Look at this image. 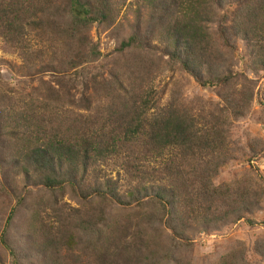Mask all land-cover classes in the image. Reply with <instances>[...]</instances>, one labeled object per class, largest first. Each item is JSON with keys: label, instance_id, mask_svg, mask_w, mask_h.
<instances>
[{"label": "trees", "instance_id": "trees-1", "mask_svg": "<svg viewBox=\"0 0 264 264\" xmlns=\"http://www.w3.org/2000/svg\"><path fill=\"white\" fill-rule=\"evenodd\" d=\"M142 1L145 9H152L153 17L168 21L156 32L160 47L150 44L147 47L168 57L199 86L222 89L238 80L239 75L231 66L236 54L232 38L241 39L255 56L251 69L256 74L264 73V0ZM226 1L231 5L235 3L231 25L226 24V17L222 15L217 29L210 34L207 13L212 14L215 6L220 9ZM66 2V8L56 7L50 12L49 27L66 55H70L69 65L61 60L58 70L68 66L75 71L82 64L99 59L100 53L90 43L87 32L93 24L106 22L111 10L105 0H97L92 6L83 0ZM17 25L20 42L27 28L31 29L35 22L22 24L19 17L14 26ZM145 48V38L134 32L120 42L118 51L139 52ZM149 83L142 75L139 79L130 78L125 85L115 78L101 85L93 78L89 88L98 93L97 98L82 99V107L90 113L92 105H96L94 116L59 117L61 108L56 104L61 105L66 98L50 89L44 90L42 102L35 108L30 102L26 109L16 111L1 106L0 100V135L2 131L8 132L19 147L16 154H11L16 174L23 180L32 179L51 194L69 191L83 202L95 201L99 209L114 206L126 211L133 206L137 228L164 226L174 237L183 239L185 220L193 219L196 214L206 216L218 212L220 203L229 201L211 183L219 161L225 159L228 124L223 109L218 107L217 114L211 116L214 124L208 126L205 117L195 118L178 103L163 105L161 96ZM56 85L69 90L64 81H56ZM101 98L105 103L100 102ZM222 98L225 105L233 109L243 105L246 96L240 94L235 98L229 92ZM67 102L73 108L80 107L73 97ZM45 107L55 110V119L52 120ZM111 167L119 169L118 175L123 173L129 186L125 192L122 193L116 181L110 178ZM256 176L260 182L256 188L261 189V193L251 189L239 204H233L235 222L250 215L257 200L264 196V178ZM2 192L15 200V206L5 221L0 244L10 264H18V254L7 239V231L24 198L4 187ZM238 206L241 209H237ZM103 213L102 209L96 210V215H89L76 226L81 232L79 235L92 237L88 239L90 245L98 244L96 258L100 264H110L124 258L129 244L124 246L126 241H121L126 228L120 232L112 229L105 232L97 227L104 222ZM31 218L28 235L41 254L47 256L45 264H80L70 252L75 238L67 230L65 219L44 222L37 211ZM246 222L253 224L249 218ZM100 236L105 237L104 243ZM106 244L112 247L107 248ZM166 261L167 256H164L161 261L148 263L165 264Z\"/></svg>", "mask_w": 264, "mask_h": 264}, {"label": "rangeland", "instance_id": "rangeland-1", "mask_svg": "<svg viewBox=\"0 0 264 264\" xmlns=\"http://www.w3.org/2000/svg\"><path fill=\"white\" fill-rule=\"evenodd\" d=\"M83 1L92 6L97 0ZM105 1L111 10L109 17L106 22L93 24L87 32L90 43L100 53L99 59L82 64L75 71L68 66H63L61 71L58 70V62L62 60L63 64L66 62L69 65L70 55H66L64 47L52 34L49 23L50 12L56 7L66 8V0H0L1 106L19 111L26 109L31 102L35 108L42 102L44 90L50 89L66 98L61 105L56 104L61 108L59 117L70 114L94 116L96 105H92L90 113L82 107V99L97 98L98 93L89 88L93 78L101 85L112 82L114 78L125 85L130 78L139 79L142 75L149 79V85L161 96L163 105L178 103L195 118L205 117L204 122L208 126L214 124L211 116L217 114L216 107L223 109L228 124L225 127V159L219 161L211 183L229 201L220 203L218 212L213 211L206 216L196 214L193 219L185 220L183 239L174 237L164 226L137 228L133 206L126 211L114 206L101 207L105 218L103 224H97V227L105 232L109 229L120 232L126 228L121 241H126L124 246L129 244V251L124 258L110 264L156 263L164 256H167L165 264H222L225 261L229 264H264V196L257 200L252 213L238 222H235L236 215L232 209L247 191L252 189L260 194L261 189L256 188L260 183L256 175L264 178V73L256 74L251 69L255 56L241 39L232 38L236 54L231 59V66L232 71L239 75L238 80L231 87L222 89L201 87L172 64L168 57L147 47V44L160 47L156 32L168 23L167 19L153 17L152 9H145L142 0ZM228 3L226 1L220 9L215 6L212 14L207 13L210 34L217 29L222 15L226 17V24L231 25L235 3ZM19 17L22 24L35 22L31 29L27 28L20 42L19 25L14 26ZM134 32L141 33L145 38V50L119 52L120 42ZM56 81L68 83L69 90L56 85ZM229 92L235 98L244 94L245 103L230 109L222 98ZM71 97L80 107L69 106L67 99ZM100 102L105 103V100L101 98ZM45 110L52 120L56 118L53 108L45 107ZM0 145V237L5 221L15 206V200L3 193L2 188L24 198L7 231L8 241L16 248L18 264H45L47 261V256L41 254L28 235V222L36 211L44 222L48 219L67 221V230L75 238L70 252L75 255L76 261L80 264H100L96 258L98 244L94 247L90 245L88 239L92 240V237L83 233L79 235L81 232L76 226L89 215H96V210H101L98 204L95 201L83 202L69 191L51 194L32 179L23 180L16 174L15 162L11 161V154L19 150L14 138L2 131ZM118 171L117 167H111L109 176L123 193L129 186L123 179V173L118 175ZM246 218L253 224L247 223ZM99 239L104 243V236ZM106 247L112 246L106 244ZM0 264H10V258L1 244Z\"/></svg>", "mask_w": 264, "mask_h": 264}]
</instances>
